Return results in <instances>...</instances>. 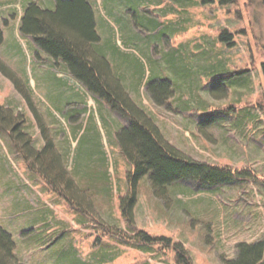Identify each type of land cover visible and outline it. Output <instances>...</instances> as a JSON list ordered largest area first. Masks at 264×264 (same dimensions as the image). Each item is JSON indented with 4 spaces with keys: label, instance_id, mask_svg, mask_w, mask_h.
<instances>
[{
    "label": "rangeland",
    "instance_id": "obj_1",
    "mask_svg": "<svg viewBox=\"0 0 264 264\" xmlns=\"http://www.w3.org/2000/svg\"><path fill=\"white\" fill-rule=\"evenodd\" d=\"M29 1L0 0V59L20 82L17 87L0 71V124L11 128L2 124L8 112L20 117L23 132L38 148L44 142L39 124L44 125L76 184L90 178L92 194L87 191L88 210L53 191L0 126V225L13 237L15 257L25 264H178L174 247L149 243L138 234L143 229L180 243L193 264H225L238 242L264 239L263 1L90 0L100 46L109 53L108 46L117 45L128 59L141 61L142 80L136 75V84L130 77L123 82L164 137L197 160L251 171L244 180L210 186L178 180L158 196L143 177L132 223L120 207L132 166L116 142V128L127 119L20 33ZM34 1L47 8L55 4ZM223 30L230 33L228 40L220 39ZM169 53L192 66L194 79H175L164 65ZM154 73L175 79L163 104L146 87ZM223 74L234 81L216 98L210 88ZM97 138L104 166L87 161Z\"/></svg>",
    "mask_w": 264,
    "mask_h": 264
},
{
    "label": "trees",
    "instance_id": "obj_2",
    "mask_svg": "<svg viewBox=\"0 0 264 264\" xmlns=\"http://www.w3.org/2000/svg\"><path fill=\"white\" fill-rule=\"evenodd\" d=\"M262 1L264 3V0ZM54 2L53 8L42 6L34 0L25 4L19 22L20 33L31 36L36 46L52 57L56 64H63V69L74 80L127 119V123L118 124L116 128V142L132 166L128 173L129 190L120 197L121 212L129 223L133 222L137 187L143 177L149 180L153 192L158 196L164 195L165 188L178 180H194L201 186H210L234 183L251 175V171L247 169H234L229 165L197 160L169 142L152 116L132 98L123 82L124 78L130 77L136 84L138 82L135 79L136 75H141L142 80L145 72L141 61L138 63L128 59L117 45H109V53L107 48L100 46L98 22L90 0ZM229 38L230 33L227 30L220 33V39ZM2 41L3 31L0 25V43ZM165 59L164 65L173 71L171 72L176 80L186 83L189 78L194 79L195 75L191 74L193 70L189 68L192 66L186 65L183 58L177 57L175 53H169ZM111 60H114L113 64ZM261 67L264 74V62ZM153 68L159 72V65L155 64ZM0 71L20 87L18 77L1 59ZM154 75L148 80L146 87L152 99L157 104H163L172 95L175 79L157 73ZM230 75L223 74L214 79L210 88L212 96L223 98L226 95V87L234 81L232 78L228 80ZM23 96L30 101V95L24 93ZM212 119L213 117L204 119L200 127ZM8 123L11 125L9 130L1 124L0 126L6 129L29 169L39 174L53 191L63 195L73 205H81L89 210L91 202L86 194L88 195V190L90 195L92 194L90 189L92 181L89 178L88 182L81 181L79 185L76 184L73 175L63 165L45 126L39 124L44 142L38 148L23 132L20 117L13 118L8 112L5 114V123L2 124ZM95 141L98 146L94 147V150L92 147L87 161L90 164L97 162L104 166L106 162L99 148V138ZM95 177L92 175V179ZM79 196H84L87 201L80 199ZM138 234L149 240V243L162 241L168 246L172 245L177 254L178 264H193L183 246L178 242L172 244L170 237H153L143 229H139ZM235 247V256L224 259L225 264H264V239L240 241ZM14 248L12 235L0 225V264H25L15 257Z\"/></svg>",
    "mask_w": 264,
    "mask_h": 264
},
{
    "label": "crops",
    "instance_id": "obj_3",
    "mask_svg": "<svg viewBox=\"0 0 264 264\" xmlns=\"http://www.w3.org/2000/svg\"><path fill=\"white\" fill-rule=\"evenodd\" d=\"M49 2H50V0H49ZM72 78V77H71Z\"/></svg>",
    "mask_w": 264,
    "mask_h": 264
}]
</instances>
